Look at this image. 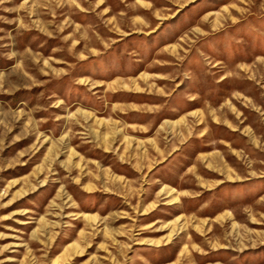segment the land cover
<instances>
[{
	"label": "rangeland",
	"instance_id": "374dc122",
	"mask_svg": "<svg viewBox=\"0 0 264 264\" xmlns=\"http://www.w3.org/2000/svg\"><path fill=\"white\" fill-rule=\"evenodd\" d=\"M0 264H264V0H0Z\"/></svg>",
	"mask_w": 264,
	"mask_h": 264
}]
</instances>
